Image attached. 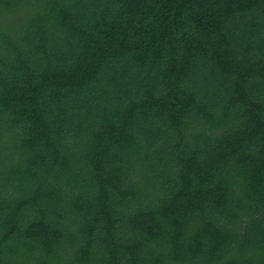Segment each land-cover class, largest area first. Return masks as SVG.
Wrapping results in <instances>:
<instances>
[{"label": "trees", "instance_id": "obj_1", "mask_svg": "<svg viewBox=\"0 0 264 264\" xmlns=\"http://www.w3.org/2000/svg\"><path fill=\"white\" fill-rule=\"evenodd\" d=\"M0 264H264V0H0Z\"/></svg>", "mask_w": 264, "mask_h": 264}]
</instances>
